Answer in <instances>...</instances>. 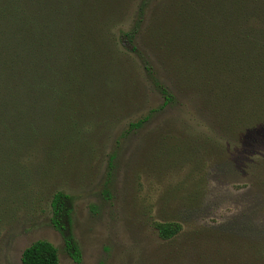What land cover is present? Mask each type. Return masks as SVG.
Masks as SVG:
<instances>
[{
    "label": "rangeland",
    "instance_id": "obj_1",
    "mask_svg": "<svg viewBox=\"0 0 264 264\" xmlns=\"http://www.w3.org/2000/svg\"><path fill=\"white\" fill-rule=\"evenodd\" d=\"M145 1L105 2L120 18L117 34L135 27ZM147 1L135 45L174 101L163 106L138 56L119 42L120 62L134 78L130 96L113 92L118 108L94 113V93L84 96L85 105L81 96L75 119L84 127L81 139L55 102L38 104L42 117L30 122L0 119V264H22L25 249L39 240L57 248L60 264H264V104L246 88L232 102L198 92L200 78L220 74V47L199 43L194 54L183 30L213 31L230 53L256 49L243 44L238 29L221 35L229 24L206 1L182 0L189 6L182 16L179 0ZM97 56L94 73H110ZM10 82L4 96L19 99L27 86ZM70 96L66 101L74 102ZM57 143L63 148L53 163L47 149ZM59 190L74 197L70 226L78 261L52 225L50 202ZM159 222H179L182 231L161 240Z\"/></svg>",
    "mask_w": 264,
    "mask_h": 264
},
{
    "label": "trees",
    "instance_id": "obj_2",
    "mask_svg": "<svg viewBox=\"0 0 264 264\" xmlns=\"http://www.w3.org/2000/svg\"><path fill=\"white\" fill-rule=\"evenodd\" d=\"M106 1L0 0V119L7 117L11 121L19 117H29L30 122L35 117H42L37 116L41 113L37 110L38 104L42 105L40 109H44L48 102H55L57 109L64 112L65 118L72 120L71 128L81 139L84 127L77 125L75 120L81 117L76 110L78 103H81V96L85 105L87 102L84 96L88 92L94 93L95 100L90 105L93 107V113L97 108H118L119 103L114 101L116 98L113 99L111 95L113 92H119V95L127 99L130 96L126 88H133L134 78L129 77V68L120 62L119 42H125L128 52L138 56L145 77L163 96V106L174 101V96L156 77L152 65L135 45L137 30L143 21L148 1L142 3L139 8L135 27L118 34L115 28L119 26L120 18L114 7L111 11L107 9ZM190 1L189 4H195ZM205 1L212 13L216 12L229 24L227 32L220 28L221 35L238 29L237 33L244 40L243 44L256 51L249 52L242 48L239 52L230 53V49L223 47V38H220V43L216 41L213 31H202L194 25L188 28L186 25L183 32L190 33V37L187 34L191 42L189 48L194 54L200 52L199 43L209 44L208 41H214L220 47L215 50L220 52V74L217 75L214 70L202 78L199 74L203 85L198 92L204 93L210 99L211 94L215 101H218L219 97L220 100H225L227 95L232 102L236 98L234 96H239V92L246 88L263 105L264 0H218L217 4L212 0H202L201 3ZM188 7L184 1L179 0L176 6L178 14L182 16V12ZM93 55H98L101 63L111 67L110 73H94L101 64L92 59ZM226 63L228 64L225 65ZM16 80L25 84L27 90L19 99L15 95L7 99L3 91L12 84L10 81ZM70 95H73L74 102L66 101ZM22 106L25 109H19ZM146 119L131 123L130 129L141 127ZM28 122L25 124L33 126L36 130L34 124ZM65 124L66 122L62 121V125ZM86 142L91 145L90 140L87 139ZM62 148L60 143H57L47 149L48 155H52L51 162L54 163L53 159L61 154ZM114 169L115 156L112 155L108 161L109 173ZM47 173L43 170L42 175ZM73 204L72 195L61 190L55 192L50 202L51 221L62 234L70 255L78 261L80 249L70 226ZM155 227L159 238L164 241L175 238L182 231L179 222H159ZM22 264H60L58 250L48 241H36L25 249Z\"/></svg>",
    "mask_w": 264,
    "mask_h": 264
}]
</instances>
